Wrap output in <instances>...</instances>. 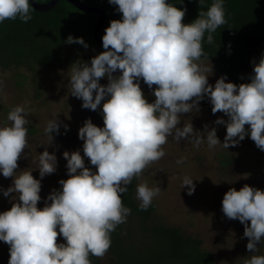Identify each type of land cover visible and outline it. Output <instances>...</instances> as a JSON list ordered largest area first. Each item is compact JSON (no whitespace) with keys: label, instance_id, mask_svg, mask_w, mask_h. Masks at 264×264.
I'll return each mask as SVG.
<instances>
[{"label":"clouds","instance_id":"1","mask_svg":"<svg viewBox=\"0 0 264 264\" xmlns=\"http://www.w3.org/2000/svg\"><path fill=\"white\" fill-rule=\"evenodd\" d=\"M202 5L203 0H199ZM122 14L112 20L102 36L104 51L91 58L90 64L78 60L71 65V96L82 100V108L96 111L102 105L103 127L86 119L79 128L83 141L80 151L63 153L68 178L59 181L38 208L41 180L56 172L57 157L47 148L38 156L40 179L32 171H20L18 161L28 146V112L23 106L9 111L10 125L0 127V174L14 178L3 191L11 197L10 210L0 213V241L9 245L8 264H91L90 255L103 258L111 247V233L126 223L131 209L122 201L134 178H139L152 163L165 156L163 145L168 137L190 140L199 147L205 141L211 149L222 144L236 147L250 135L256 147L264 151V54L253 61L249 83L226 82L221 76L209 84L201 58L206 42L214 43V33L227 23L224 0H214L207 11L201 10L192 23H183L186 8L167 0H108ZM29 0H0V23L32 19ZM68 44H88L82 37L69 35ZM119 71V75H114ZM107 78L102 85L100 80ZM153 89L154 102L149 103L140 80ZM4 84L0 81V90ZM208 97L216 125L226 126L224 142L215 127L207 124L203 131L192 123L181 125L184 114L199 113L200 101ZM103 101V103H102ZM248 126L246 130L245 126ZM65 131L68 125H63ZM58 118L49 120L44 133L50 145L53 133L60 134ZM87 157L95 171L85 166ZM183 158L177 160L182 164ZM188 194L195 191L193 180L182 179ZM159 186L147 183L136 186L139 209L147 210L159 195ZM50 202V203H49ZM222 212L230 220L244 225L249 253L258 251L264 240V190L245 184L240 190L230 188L223 196ZM62 236L66 243H58ZM244 264H264V255H251Z\"/></svg>","mask_w":264,"mask_h":264},{"label":"rangeland","instance_id":"2","mask_svg":"<svg viewBox=\"0 0 264 264\" xmlns=\"http://www.w3.org/2000/svg\"><path fill=\"white\" fill-rule=\"evenodd\" d=\"M100 53L96 48L77 53L66 47L62 51L63 57L71 60L57 66H36L33 70L28 67L0 68V81L4 84L0 90V127L10 125L7 115L14 107L23 106L28 112V146L18 161L17 174L23 170L32 171L34 178L40 179L39 154L47 148L57 157L56 172L41 180V200L38 208L45 206L48 195L54 189H61L59 181L68 178L67 161L63 153L79 150L82 157L84 156L83 141L78 137L79 128L84 121L90 118L95 125L103 127L102 105L96 111L82 108V100L71 96L68 84L73 63L82 60L90 64L91 58ZM198 63L212 67V73L209 71L207 75L209 84L214 86L221 77L214 63L204 58ZM119 74V71L114 73L117 76ZM252 74L253 71H250L247 76ZM226 82L231 81L226 79ZM100 83L106 85L107 78H102ZM139 83L148 102H154L152 91L155 86L149 89L142 79ZM211 108L209 98L205 97L200 101L199 113L184 114L180 126L191 122L194 130L198 131H203L205 124L210 129L215 127L217 137L223 143L226 126L216 125L214 122L218 118L227 120V116L221 112L213 114ZM55 118L61 122L60 134L53 133V142L48 145L44 128L49 120ZM65 124L68 125L67 131L63 126ZM245 128L247 130L248 126ZM163 150L166 153L163 158L150 164L139 178L133 179L134 200L137 204L139 201L136 198V186L139 183H147L150 188H161L159 195L152 201L154 211L148 225L176 227L184 236L199 239L200 248L212 255L215 264H244V260L251 255H264V240L257 246V252L249 253L246 249L248 239L243 235L244 225L239 220L226 218L222 212L223 196L230 188L238 191L247 184L264 190V151L256 147L250 135L236 147L230 146L228 149L222 144L210 149L206 141L197 147L190 140L177 142L170 136L163 145ZM181 158L184 162L177 164V160ZM84 160L85 166L95 171V166L90 164L89 159L84 157ZM185 176L191 178L195 184L192 195L188 194L187 186L182 188V179ZM13 179L4 178L0 174V213L10 210L12 206L11 197L15 194L4 197L3 191L12 185ZM125 225L127 228L136 229L138 221L130 217ZM143 236L137 233L133 240L137 244H143L146 238ZM58 243L66 241L59 236ZM95 258L97 264L114 263L109 252L103 258ZM8 261L9 245L0 241V264H8Z\"/></svg>","mask_w":264,"mask_h":264},{"label":"trees","instance_id":"3","mask_svg":"<svg viewBox=\"0 0 264 264\" xmlns=\"http://www.w3.org/2000/svg\"><path fill=\"white\" fill-rule=\"evenodd\" d=\"M45 3L49 0H35ZM83 3L104 11L105 20L97 34L102 41L105 29L112 20H119L122 14L117 6L108 0H80ZM214 0H171L169 3L186 8L183 23H192L201 10L207 11ZM227 23L219 27L214 35V43L203 45L205 55L211 60L218 73L237 85L249 83L247 73L253 71V61L259 62L264 54V0H224ZM32 19L23 23L5 20L0 23V68L36 66L53 67L71 59H65L62 51L70 47L80 53L85 48L80 44H68L65 41L71 35L82 37L88 48L97 47L92 32L97 16L78 11L65 1H59L53 10L45 13H31ZM204 58V57H202ZM205 59V58H204ZM122 194L124 205L131 209L127 217L138 221L136 229L126 227V223L117 226L111 233L109 253L113 264H215L212 255L200 248L197 238L184 236L172 226L148 225L154 211V205L140 210L134 200V180ZM139 231H138V230ZM138 231V232H137ZM137 232L145 234V241L137 244L133 239ZM91 264L97 259L90 255Z\"/></svg>","mask_w":264,"mask_h":264},{"label":"water","instance_id":"4","mask_svg":"<svg viewBox=\"0 0 264 264\" xmlns=\"http://www.w3.org/2000/svg\"><path fill=\"white\" fill-rule=\"evenodd\" d=\"M59 1L67 2L72 7H74L75 9H77L78 11L82 13L92 14V15L97 16L98 19L96 23L94 24L92 36H93L95 43L97 44V47L101 49L102 51H104L103 46H102V41L99 39L98 34H97L98 30L102 27L104 20H105V14L103 10L87 5L80 0H49L45 3H38L35 0H29L30 4L33 7V10L37 13H45L50 10H53ZM170 1L171 0H167L168 3Z\"/></svg>","mask_w":264,"mask_h":264}]
</instances>
